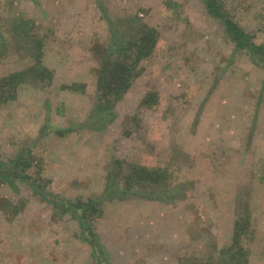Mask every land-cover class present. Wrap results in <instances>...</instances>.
<instances>
[{"label":"rangeland","instance_id":"1","mask_svg":"<svg viewBox=\"0 0 264 264\" xmlns=\"http://www.w3.org/2000/svg\"><path fill=\"white\" fill-rule=\"evenodd\" d=\"M216 1L264 45V0ZM37 5L0 0L3 48L19 43L9 6L35 19L38 42V70L3 81L13 73L0 64V172L15 173L0 179V264H218L236 223L246 264H264V55L236 47L202 0ZM116 22L124 40L141 25L155 37L114 120L92 125L94 70ZM119 160L166 169L165 194L124 188Z\"/></svg>","mask_w":264,"mask_h":264},{"label":"trees","instance_id":"2","mask_svg":"<svg viewBox=\"0 0 264 264\" xmlns=\"http://www.w3.org/2000/svg\"><path fill=\"white\" fill-rule=\"evenodd\" d=\"M202 2L206 11L222 22L226 33L235 42L236 47L247 48L256 54L264 55V45H255L252 43V39L224 15L216 0H202ZM110 29L108 47L100 51L101 57L94 70L96 77V94L94 99L96 102L87 115V122L92 125H99L114 120V104L122 97L132 82L135 72L139 68L140 58L150 54V48L152 47L150 39L153 40L155 37V30L150 28L146 29L143 25L136 29V37L131 36L128 40H124L120 36L117 22L115 24L111 23ZM41 69L42 71L39 70L38 74L47 75L46 77L49 80L51 76L48 70L45 67H41ZM22 75L24 74L13 73L6 78H2V80L6 81L11 76L21 77ZM21 80L14 81V83H18ZM22 159L23 157L18 155L13 159L11 164L18 165L24 160ZM116 162L118 168L121 169V172L119 171L118 174L122 176L123 183L126 185L124 188L127 190L129 188L133 190L134 183L138 185L140 182L144 183L147 189L152 190L151 192L149 191L152 194L163 192L156 195L158 198H160L159 196H163L167 191L165 187L167 177L166 169L148 167L120 160ZM2 167H6V164ZM116 173L117 171L114 172V175ZM14 175V168L12 170H5L3 168L0 172V179L10 183ZM112 175L113 172L108 170L106 177L107 188L109 187L108 184L111 183ZM159 181L161 182L159 183ZM87 205L89 206L91 203H87ZM237 228H239V223L235 224L233 233L234 240H232L230 246L217 252L218 264H246L244 249L241 245H238L237 238L235 239V231ZM100 255L102 257L105 256L102 252H100ZM197 259H191L190 264H205V262H200L201 260L199 261Z\"/></svg>","mask_w":264,"mask_h":264},{"label":"crops","instance_id":"3","mask_svg":"<svg viewBox=\"0 0 264 264\" xmlns=\"http://www.w3.org/2000/svg\"><path fill=\"white\" fill-rule=\"evenodd\" d=\"M34 2V4H38V0H31ZM7 4H4V6ZM38 8V5H37ZM4 18L12 22V30L14 31V36L19 38V43L17 45H14L12 48H3V45H6V41L3 40V35L0 34V64L5 63L6 69H8L7 72L3 76L9 75L11 73H22L26 74L28 71L38 70V42L34 43L35 48L33 49V44L31 43L30 38L32 37V29H35L36 21L31 15H28V13L25 10L18 9L15 10L13 6L5 7L3 12ZM29 39V40H28ZM16 57L17 59L7 61L5 60L8 57ZM43 59V58H42ZM9 60V59H8ZM45 59H43V62ZM44 66H46L48 69H50L45 62L42 63ZM52 80V81H51ZM55 81V74L51 76L50 78V84ZM34 87H25L28 91H32L34 93L38 92V83H36ZM60 91V93L64 90V87L62 85H58L56 87ZM63 90H60L62 89ZM19 89V88H18ZM17 92V91H16ZM20 93V91H19ZM261 126H255L253 133L257 135L258 133H261L263 130L261 129ZM256 137V136H255ZM263 148H264V142Z\"/></svg>","mask_w":264,"mask_h":264}]
</instances>
